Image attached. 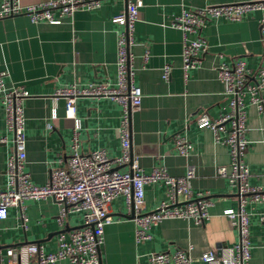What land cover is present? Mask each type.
<instances>
[{
	"label": "crops",
	"instance_id": "0c3cea01",
	"mask_svg": "<svg viewBox=\"0 0 264 264\" xmlns=\"http://www.w3.org/2000/svg\"><path fill=\"white\" fill-rule=\"evenodd\" d=\"M29 6L49 0H19ZM250 0H143L135 23L133 43L128 47L133 83L141 89L139 109L129 120L130 153L140 167L149 172L164 167L170 176L186 174L192 167L191 188L206 194L209 219L195 223L192 219L166 218L152 225L149 238L135 240L136 223L122 195L108 207L112 221L104 227L100 246L102 264H150L153 252L185 251L190 264H208L200 257L213 251L216 258L223 249L239 240L238 229L226 216L227 209H237L235 188L227 178L217 174V167L230 170L228 146L217 143L209 127H198L201 113L215 118L228 111L223 84L216 67L241 58L256 69L264 51V11L254 10L240 20L210 19L200 34L207 43L201 63L182 70L183 33L170 25L182 8L194 9L211 4L241 3ZM1 2V0H0ZM126 9V0H101L95 8L78 9L57 23L34 22L26 13L0 18V70H6L7 87L21 85L29 93L22 101L25 118L26 158L24 169L33 183L47 182L51 172L63 167L69 157L73 131L77 130L82 152L103 150L109 157L121 153L118 128L122 105L109 97L81 96L76 99V120L68 117L65 99L55 96L57 89L76 83L107 82L117 84V35L124 25L112 21ZM196 35L189 33L188 38ZM148 57L144 59V53ZM170 66L168 79L162 77L163 66ZM247 133L250 143L244 152L249 183L264 187V113L249 104ZM181 134L191 143L187 156L174 149V137ZM0 184L7 180V159L12 149L13 133L5 125L0 103ZM128 169L129 164L116 165ZM167 199L162 181L144 186L145 210L155 209ZM25 227L19 209L0 219V242L5 245L37 242L54 250L59 230V204L53 199H25ZM249 213L248 264H264V203L247 205ZM80 224L77 213L65 220L64 229ZM54 264H69L66 259Z\"/></svg>",
	"mask_w": 264,
	"mask_h": 264
},
{
	"label": "built area",
	"instance_id": "2783aa9c",
	"mask_svg": "<svg viewBox=\"0 0 264 264\" xmlns=\"http://www.w3.org/2000/svg\"><path fill=\"white\" fill-rule=\"evenodd\" d=\"M101 0H49L29 6L19 0H1L0 18L26 13L34 22L46 20L57 23L60 18L72 15L78 9L95 8ZM143 0H126L125 12L113 17L112 21L124 25L117 35V84L89 82L86 85L65 86L55 91V96L65 99L68 117L76 120V99L81 96L109 97L122 105L121 124L118 128L121 153L109 157L103 150L82 152L77 130L73 131L69 157L63 167L54 169L46 183H33L29 172L24 169L26 158L25 118L22 101L29 95L21 85L7 87L6 70H0V103L4 108L5 125L13 133L12 149L7 159V180L0 184V219L7 218L11 209H19L22 225L25 227V199H53L59 204L56 217L59 230L54 250H47L37 242H22L5 245L0 242V264H54L66 259L69 264H102L100 246L103 243L104 227L112 221L108 212L111 201L119 195L136 223L135 240L149 238L148 230L166 218L192 219L204 223L209 219V200L206 194L194 193L191 178L192 167L183 176H170L164 167H153L145 172L136 156L130 153V114L139 109L141 89L133 83V69L129 63L128 47L133 43L135 23ZM264 11V0H250L241 3L209 4L204 7L182 8L170 25L182 30V70L185 79L190 69L201 63L202 54L207 51V43L200 32L210 19L222 18L240 20L247 13ZM264 31V22L261 21ZM196 35L188 38V34ZM148 57V51L144 53ZM217 77L223 84V95L227 99L228 111L211 118L201 113L195 119L198 127H209L215 142L228 146L230 170L224 165L217 167V174L227 178L235 188L237 209H227L226 216L238 229L239 240L231 247L223 249V255L216 258L213 251L202 253L201 259L208 264H248L249 213L247 205L264 203V187L249 183L250 171L244 160L250 141L247 133V110L249 104L264 113V51L260 55L256 69L248 67L241 58L232 63H221L216 67ZM170 66L164 65L162 77L168 79ZM3 138H0V142ZM264 150V140L262 141ZM191 143L181 134L174 137V149L183 156L191 150ZM129 164L128 169L116 165ZM153 181H162L166 187L167 199L155 209L146 211L144 186ZM80 216V224L64 229L65 220L72 214ZM150 264H190L191 258L180 249L174 252H153L148 255Z\"/></svg>",
	"mask_w": 264,
	"mask_h": 264
}]
</instances>
